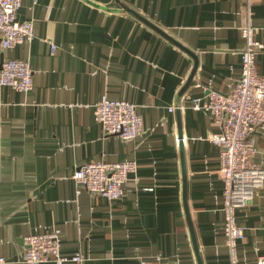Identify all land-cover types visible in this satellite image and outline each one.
<instances>
[{"label":"crops","instance_id":"obj_1","mask_svg":"<svg viewBox=\"0 0 264 264\" xmlns=\"http://www.w3.org/2000/svg\"><path fill=\"white\" fill-rule=\"evenodd\" d=\"M87 1L111 11L85 0H23L18 17L33 23V41L12 49L0 42V70L14 59L34 73L30 93L0 86V257L20 264L26 237L55 231L61 255L83 260L62 264H199L186 204L202 264H230L220 149L209 141L220 128L191 103L211 91L228 94L239 81L241 30L250 25L264 44V0ZM121 5L197 56L182 96L194 59ZM257 68L264 77V51ZM103 97L136 106L138 138L105 135L95 120ZM251 141L264 169V132ZM124 161L137 171L122 199L77 194L75 169ZM236 218L244 230L239 262L257 264L264 189Z\"/></svg>","mask_w":264,"mask_h":264},{"label":"built area","instance_id":"obj_2","mask_svg":"<svg viewBox=\"0 0 264 264\" xmlns=\"http://www.w3.org/2000/svg\"><path fill=\"white\" fill-rule=\"evenodd\" d=\"M22 4L23 0H0V42L4 49L34 39L33 23L19 20ZM241 32L245 49L239 81L228 94L211 91L207 97L193 99L191 103L195 111L210 112L220 128L218 133L209 135V141L220 149L224 181L223 232L230 264H240L238 245L244 239V230L237 225V211L251 204L256 193L264 189V169L255 162L257 152L251 141L254 132H264V77L257 68V56L264 51V44L255 39V30L250 25L243 27ZM52 50H55L54 45ZM0 86L22 93L33 91L34 73L28 61H3ZM174 110L170 109L171 112ZM95 120L105 135L124 141L135 140L143 132V120L136 106L125 100L103 97L95 108ZM136 171L137 164L132 161L89 163L75 169L72 179L79 188L78 195L85 191L112 202L124 197L125 186ZM24 244L25 250L18 259L20 264L83 261L79 256L68 258L61 255L59 236L55 231L30 235ZM0 264H7L4 257H0ZM257 264H264V257H260Z\"/></svg>","mask_w":264,"mask_h":264},{"label":"water","instance_id":"obj_3","mask_svg":"<svg viewBox=\"0 0 264 264\" xmlns=\"http://www.w3.org/2000/svg\"><path fill=\"white\" fill-rule=\"evenodd\" d=\"M86 2L92 4L93 6H96L98 8H101L103 10H107V11H111L110 9H106L105 7H102L100 5H96L94 3H91L90 1H87L85 0ZM116 2L119 3V0H116ZM123 10L124 11H127L129 13H131L133 16H135L136 18H138L140 21H142L143 23H145L146 25H148L149 27H151L152 29H154L156 32H158L160 35L164 36L166 39H168L169 41H171L173 44H175L178 48L182 49L183 51H185L187 54H189L195 61V65L192 69V72L188 78V81L186 83V85L184 86V88L182 89V91L180 92V96L183 95V93L190 87V85L192 84L193 82V79L195 77V74L197 72V67H198V60H197V56L189 51L188 49H186L185 47H183L181 44H179L177 41H175L173 38H171L170 36H168L165 32H163L161 29H159L158 27H156L153 23L149 22L147 19H145L144 17H141L140 15H138L137 13H135L134 11H132L131 9L125 7L124 5H121ZM177 109H178V114L181 112L180 111V104L178 103L177 105ZM179 139H180V146H181V149L183 150V143H182V140H183V133H182V129H181V125H179ZM185 208H186V212H187V216H188V221H189V227H190V232H191V236H192V240H193V243H194V248H195V252H196V256H197V259H198V262L199 264H202V261H201V257H200V254H199V247H198V244H197V239H196V235H195V232H194V229H193V226H192V222H191V218H190V215H189V210L185 204Z\"/></svg>","mask_w":264,"mask_h":264}]
</instances>
